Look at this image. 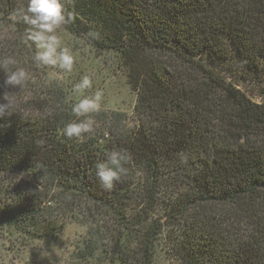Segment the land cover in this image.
Segmentation results:
<instances>
[{"label":"trees","instance_id":"16d2710c","mask_svg":"<svg viewBox=\"0 0 264 264\" xmlns=\"http://www.w3.org/2000/svg\"><path fill=\"white\" fill-rule=\"evenodd\" d=\"M64 3L62 29L125 72L137 125L67 139L65 99L34 92L43 114L26 116L25 86L5 87L0 70V103L16 100L0 116V227L27 246L55 240L53 206L75 198L111 222L91 216L78 263L158 264L163 249L169 264H264V0ZM25 6L0 0V58L38 70L28 26L12 20ZM118 149L131 159L106 190L95 165Z\"/></svg>","mask_w":264,"mask_h":264},{"label":"rangeland","instance_id":"374dc122","mask_svg":"<svg viewBox=\"0 0 264 264\" xmlns=\"http://www.w3.org/2000/svg\"><path fill=\"white\" fill-rule=\"evenodd\" d=\"M59 34L62 43L70 47L76 56L73 71L64 73L49 66L38 67V70H26L29 78L24 85L25 87L19 90L17 95L22 97V104L28 102L27 105H24L23 110L27 114L26 116L34 118L42 113L41 111L37 112L35 103H31L34 92L39 94L38 99L42 100L45 97L41 95V92L53 91L59 99H65L63 107L66 110H71L72 104L78 99L72 91L73 85L83 75H89L93 84L92 88L87 90L85 94H92L98 89L102 90L104 94L101 110L92 114L98 126L89 135L96 134V132L100 133L105 128L125 131L133 128L135 124L137 125V117L133 114L135 93L127 85L125 72L117 64L115 58L107 52L96 51V48L86 41L74 38L63 29ZM12 94L14 95V93ZM71 116L73 117L72 113ZM50 189V196H58L55 187ZM70 199L66 201L70 204L66 209L53 206L56 222L58 226L62 224V230L55 240H44L27 246L26 244L23 245L24 243L20 239L7 233L3 227H0V264H81L75 261L73 251L84 239H88L89 234L87 232L91 225L89 221L92 222L91 216H96L106 223L111 222L108 218L106 219L102 212L99 211V215H96L93 210H88L85 206L88 203L84 200L74 198L70 201ZM73 204L80 205V207H74ZM70 213L79 214L75 216L74 214L70 215ZM163 252V249L158 250L157 263L169 264V261L163 256ZM92 264L99 263L92 262Z\"/></svg>","mask_w":264,"mask_h":264},{"label":"clouds","instance_id":"9594fccd","mask_svg":"<svg viewBox=\"0 0 264 264\" xmlns=\"http://www.w3.org/2000/svg\"><path fill=\"white\" fill-rule=\"evenodd\" d=\"M12 20H20L28 26L27 38L35 45L33 61L39 66H49L64 73L73 71L76 56L72 49L62 43L60 31L74 20V13L66 7L64 0H26V6L13 13ZM17 61L5 56L0 58V70L5 74L4 86L22 88L29 78L28 72L15 66ZM92 79L83 75L73 85L72 91L78 99L71 106V112L76 119L66 123L61 130L67 139L75 138L82 141L84 136L93 133L98 126L92 114L101 110L103 91L96 90L92 94H85L92 88ZM5 103H0V116L11 114L15 106V96L12 92L3 94ZM131 156L126 149L112 150L106 154V159L95 165L96 177L101 186L111 190L127 169L125 165Z\"/></svg>","mask_w":264,"mask_h":264}]
</instances>
